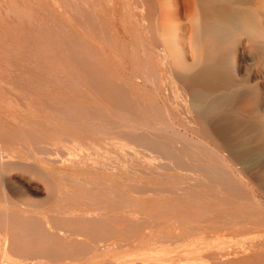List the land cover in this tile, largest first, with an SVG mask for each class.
<instances>
[{
    "label": "bare ground",
    "instance_id": "bare-ground-1",
    "mask_svg": "<svg viewBox=\"0 0 264 264\" xmlns=\"http://www.w3.org/2000/svg\"><path fill=\"white\" fill-rule=\"evenodd\" d=\"M263 153L264 0H0V264H264Z\"/></svg>",
    "mask_w": 264,
    "mask_h": 264
},
{
    "label": "rangeland",
    "instance_id": "rangeland-1",
    "mask_svg": "<svg viewBox=\"0 0 264 264\" xmlns=\"http://www.w3.org/2000/svg\"><path fill=\"white\" fill-rule=\"evenodd\" d=\"M259 165H258V168H260V167H262V166H264V153L260 156V159H259ZM258 168H254V170H258ZM249 172H246V175H245V179H243V182L244 183H247L248 184V187L249 186H253L254 188H256V189H258V182H259V180L257 179V178H254V177H252L250 174H248ZM246 176H248V177H246ZM27 179H29V184L32 186V187H36L37 185L39 186V187H41V188H43V186H44V184H43V182L40 180V179H38V178H36V177H34V176H31V175H27ZM249 179V180H248ZM254 179V180H253ZM257 181H256V180ZM253 181H255L256 183H254ZM31 182H32V184H31ZM253 182V184H251V183ZM34 183V184H33ZM37 183V184H36ZM35 184H36V186H35ZM260 192V191H259ZM255 218V217H254ZM254 221V222H253ZM249 225H247L248 226V230H247V233H245V235H242V236H240V239L237 241V238L235 237V243H233V242H230V243H228V244H218V245H215L216 247H219V246H232V247H236V246H238V247H240V246H243V245H252L251 243H248L247 244V242H253V241H256L258 238L260 239L261 238V236H262V238L264 237V217H262V218H257V219H255V220H253ZM262 223H261V222ZM260 225V226H259ZM263 228V229H262ZM259 229H260V231L261 230H263V231H261V234H260V231H259ZM209 230H206V232H208ZM149 232V231H148ZM147 232V234H148V237H147V243L145 242L144 243V245H148V243H149V245H151L153 242H154V238L151 240V238H150V235H149V233ZM259 237H258V236ZM257 236V237H256ZM241 239H242V241H241ZM240 241V242H239ZM245 241V242H244ZM165 242H168V241H165ZM244 243V244H242V243ZM170 245H173L172 247L174 248V249H176V250H174L173 252H174V254L172 253V257L173 258H181V259H183V260H185L186 262H190V257H189V255H187L185 252H182L181 250V248H178L177 246L178 245H181V244H176V243H170V242H168ZM238 243V244H237ZM169 244H163V243H156L155 245H169ZM216 244V243H215ZM181 249V250H180ZM255 252H257V253H260V254H263L264 255V245H260V246H258L255 250H254ZM180 252V253H179ZM183 253V254H182ZM185 253V254H184ZM177 254V255H176ZM180 256H179V255ZM182 254V255H181ZM174 256H176V257H174ZM183 257V258H182ZM200 261V260H199Z\"/></svg>",
    "mask_w": 264,
    "mask_h": 264
}]
</instances>
